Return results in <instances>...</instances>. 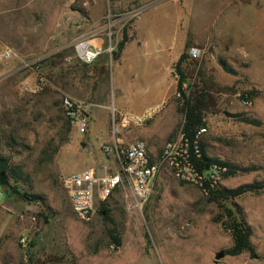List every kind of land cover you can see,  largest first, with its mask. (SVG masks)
Returning a JSON list of instances; mask_svg holds the SVG:
<instances>
[{"label":"rangeland","instance_id":"obj_1","mask_svg":"<svg viewBox=\"0 0 264 264\" xmlns=\"http://www.w3.org/2000/svg\"><path fill=\"white\" fill-rule=\"evenodd\" d=\"M186 30L183 50H201L182 66L186 95L202 108L206 132L200 143L208 158L234 166L236 174L203 191L162 166L148 201L139 203L124 186L105 202L108 212L96 204L88 219L76 218L60 186L64 175L114 169L104 147L115 142L145 141L157 159L172 136L164 132L165 121L171 117L176 127L182 121L172 83L177 78L173 67L170 78L166 64L181 49ZM136 31L141 48L170 51L155 91L157 99L173 96L151 118L123 125L121 102L127 116H140L157 102L118 97L119 85L134 94L154 84L134 63L130 78L112 60L124 33L129 41ZM95 38L104 39L102 50L84 64L74 44ZM0 42L19 57H42L35 67L47 80L41 93L22 92L32 71L17 70V60H0V155L10 165L8 185L0 186V264H264V0H0ZM63 95L91 104L85 135L64 118ZM169 108V117L161 119ZM245 184L255 188L234 198L209 194ZM237 211L252 227L254 255L216 261L232 241L213 219L230 222ZM108 228L120 233L117 251L110 249Z\"/></svg>","mask_w":264,"mask_h":264},{"label":"built area","instance_id":"obj_2","mask_svg":"<svg viewBox=\"0 0 264 264\" xmlns=\"http://www.w3.org/2000/svg\"><path fill=\"white\" fill-rule=\"evenodd\" d=\"M137 15V14H136ZM132 14L129 19L136 16ZM112 39L110 33H107ZM94 40V39H93ZM93 40H78L74 44L77 58L84 64L93 63L101 52ZM86 44V45H85ZM113 48H110L109 53ZM188 60L198 58L201 50L191 46L186 51ZM42 57L36 59L22 58L15 54L13 49L0 42V60H17V70H30L34 77L21 84L20 90L29 94L41 93L47 80L41 74L40 64ZM178 79V74L174 73ZM186 88V83L183 84ZM177 96L180 94L177 93ZM246 104L250 101L247 99ZM91 104L73 99L68 95L61 97V110L64 118L69 122L77 135H85L92 120ZM157 111H151L143 119L151 118ZM115 111L112 112L114 117ZM143 119L123 116L122 124H139ZM206 132V127L201 126L195 133L193 139H189L181 129L177 130L163 145L157 159L151 154L147 144L142 140H136L130 144L113 143L104 147L106 153L113 156L114 169L109 166L85 168L80 171L64 175L60 180V186L64 192L71 210L76 218L88 219L96 204L105 203L113 193L120 187L127 186L139 203L148 201L151 197L156 177L162 166L167 167L173 175L181 182L198 186L203 191L209 189L221 177L223 169L213 166L211 169L199 172L193 158H200V137ZM22 248H26L25 238L20 239ZM111 251L114 246L110 245Z\"/></svg>","mask_w":264,"mask_h":264},{"label":"trees","instance_id":"obj_3","mask_svg":"<svg viewBox=\"0 0 264 264\" xmlns=\"http://www.w3.org/2000/svg\"><path fill=\"white\" fill-rule=\"evenodd\" d=\"M128 42L126 33L122 39L117 43L114 51H112V60L115 61L119 58L125 44ZM188 61L186 52L184 51L173 65V72L178 74L176 82V91L180 94L181 103L177 105L176 112L182 115V121L177 125L175 132L179 129L185 133L189 139H193L196 131L201 127L205 126L203 122V114L200 102L193 97L190 93L186 95V88H183L185 81V74L182 69L183 64ZM173 135V134H172ZM200 158H193V163L199 172L207 171L213 166H219L223 171L220 173L221 178H226L236 174L237 169L227 163H222L206 156L204 148L200 143ZM10 169V165L7 160L0 155V186H7L8 182L5 179L6 173ZM253 184L241 185L234 189H223L216 191H209V194L215 198V195H219V198H234L240 196L246 192H251L254 189ZM105 203H101L100 212H108L104 208ZM238 216H235L232 221L220 220L214 218V222H220L224 230L229 231L231 235V246L224 250L225 255L238 256L244 252L254 255V248L251 244L250 238L252 235V227L246 222L244 216L237 211ZM106 236L109 241V245L114 246V251H117L121 246V237L118 230L115 228H108L106 230ZM32 245L34 243L31 242Z\"/></svg>","mask_w":264,"mask_h":264},{"label":"crops","instance_id":"obj_4","mask_svg":"<svg viewBox=\"0 0 264 264\" xmlns=\"http://www.w3.org/2000/svg\"><path fill=\"white\" fill-rule=\"evenodd\" d=\"M138 22L139 21L136 22V25H135L136 27H137ZM136 27H135V29H136ZM188 38H189V34H188V31L186 30L185 35L180 40L181 49L177 52V54H175L174 57L170 58L169 62H167V64H166V68H167L166 70L168 72V75H170V78H171V68L173 67L174 63L178 60L179 56L184 52V50H183L184 44ZM138 40H139V38L137 36V31H136V37L133 38L132 40H129L125 44L119 58L117 60H115V63L117 64V68H119L120 70H122L123 73H125V77L130 76V78H134V74H135L134 70H136L139 72L140 76L143 75L146 79H152L154 81V84L152 83L148 86L141 87L142 89L140 91L134 92L135 95L133 93L127 92L125 89L123 90L120 85L117 86L118 97L122 98L123 101H124V99H126V97H129V96L131 99L135 100V98H136L140 102H144L150 98L151 99L152 98H154V99L158 98L159 94H158V92L155 91L158 72L160 70H163V67H164L163 64H164V61L166 58V56H165L166 52H170L169 50H165V48H162V47L161 48L160 47L155 48L154 50L149 52V51H147V49L140 47V42ZM93 41L102 50L104 39L95 38ZM134 44H137V46H139L140 48L139 47L133 48L132 45H134ZM132 63H134L136 65V68L134 70H132V69L129 70L131 68ZM125 67L127 69H125ZM126 72H128V73H126ZM172 83H173L174 88H176V82L173 79H172ZM172 96H173V94L170 96V98ZM168 100H166V98L157 99V102L155 104H148V106L144 110L145 111L144 114H142L140 116L132 114L129 116L130 117H136V118H142V117L147 116L151 111L155 110L157 112H160V110L162 109V106ZM119 107L118 108L120 110H122L125 114L128 115V113H129L128 108L126 106H123V102H121V105H119ZM170 110H171L170 108L167 111L165 110L164 114L163 115L161 114V119H163L165 116L169 117V115L171 113ZM167 120H168V122L165 121L166 124L163 125L164 132L170 133L172 135V134H174L173 130L176 129L175 122H173V119L171 117L167 118ZM88 131H90V127H89Z\"/></svg>","mask_w":264,"mask_h":264},{"label":"water","instance_id":"obj_5","mask_svg":"<svg viewBox=\"0 0 264 264\" xmlns=\"http://www.w3.org/2000/svg\"><path fill=\"white\" fill-rule=\"evenodd\" d=\"M224 251H218L216 254H215V260L217 261V260H220L221 258H223L224 257Z\"/></svg>","mask_w":264,"mask_h":264},{"label":"bare ground","instance_id":"obj_6","mask_svg":"<svg viewBox=\"0 0 264 264\" xmlns=\"http://www.w3.org/2000/svg\"><path fill=\"white\" fill-rule=\"evenodd\" d=\"M86 45V44H85Z\"/></svg>","mask_w":264,"mask_h":264}]
</instances>
